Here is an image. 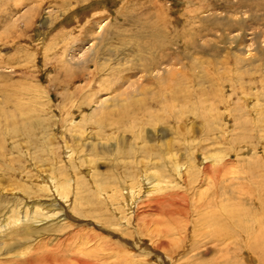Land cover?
<instances>
[{
    "label": "rangeland",
    "instance_id": "1",
    "mask_svg": "<svg viewBox=\"0 0 264 264\" xmlns=\"http://www.w3.org/2000/svg\"><path fill=\"white\" fill-rule=\"evenodd\" d=\"M162 25L168 33L159 32ZM166 85L174 104H160L157 89ZM167 104L169 117L163 113ZM128 105L130 114L123 116L130 118L122 125L136 119L134 111L145 118L136 119L131 129L116 130L121 108ZM151 112L165 118L152 122ZM167 144L191 165L220 155L224 164L237 166L234 181L242 195L264 202V0H0L1 210H22L24 203L15 204L9 195L20 193L44 211L53 200L56 210L48 214L61 210L72 219L70 207L61 209L55 197L37 189L38 172L66 181L90 170L95 184L113 185L125 173L123 165L143 158V149L159 155ZM65 150L72 151L70 158ZM128 153L136 157L126 158ZM161 173L175 178L168 169ZM235 187L232 183L229 189ZM78 188V219L133 238L129 227L113 229L89 183ZM186 188L179 181L173 186L178 193ZM204 188L195 187V197ZM152 218L157 216L148 221ZM53 221L36 227L27 244L53 249L76 237L83 261L146 264L137 250L103 231L97 235L89 226ZM138 234L149 232L139 229ZM17 240L3 237L0 248H22L25 243ZM143 241L140 248L146 249L150 241ZM179 245L183 252L174 264H245L233 245L189 236Z\"/></svg>",
    "mask_w": 264,
    "mask_h": 264
},
{
    "label": "bare ground",
    "instance_id": "2",
    "mask_svg": "<svg viewBox=\"0 0 264 264\" xmlns=\"http://www.w3.org/2000/svg\"><path fill=\"white\" fill-rule=\"evenodd\" d=\"M159 30L160 33L161 31H167L164 26ZM43 39L44 37L41 34L40 42ZM157 91L160 104L166 105L167 102L173 103L175 100L173 90H170L167 85L166 87L157 89ZM139 101L140 99L131 101L132 104L130 105H136ZM159 101L157 100L156 103L158 104ZM154 106L157 105L154 104ZM164 107V114L167 109L169 113L172 110L169 104ZM127 108H129V105L126 106V109L121 108V121H114L116 130L121 128L131 129L134 127L133 124L136 119L141 120L145 118V113L140 114L138 111H134L136 116L133 118L136 119L129 126L122 125V122L125 123L127 118H130V115L123 116V114H130L126 113ZM138 113L140 115L139 117L137 116ZM154 114L151 112L152 122L163 121L165 118ZM165 115L167 116V114ZM173 146L167 144L166 151L159 155H153L151 148H146V151L143 149L141 151L145 153L141 156L143 158L132 161V163L135 162L134 165L129 162L123 165L125 167V173L119 176L116 182L113 181V185L95 184L90 170L85 171L84 169H79L80 174L78 177H75L76 179L67 177L66 181L63 180L65 176H62L60 181L58 178L60 176L46 172H38L36 179L37 189L47 193L49 196L55 197V201L62 206L61 209L70 207L69 210H71L73 217L70 219L71 216L67 213H62L61 210L48 214L56 206L53 200H50L46 205L47 207H51L49 208L50 210L44 211L45 208L43 206L38 207L34 205V202L30 205L29 199H26L27 197L22 196L20 193L21 196L10 193L9 195L11 197L14 196L10 201L13 200L15 204L17 202L24 203V206L22 210L21 207L17 206L7 207L4 210L0 209V240L3 237L9 236L13 241L22 239L25 245L13 251L12 249H7L6 246L8 247V245L4 244L0 248V257H3L2 259L0 258V263L93 264L91 263L92 261L88 262L90 258H87V256H85L87 261L82 260V245L80 246V243L76 242V237L66 238V242L63 241L61 243L62 246L53 249L51 247V249H45L47 248L46 245L35 244L31 246L27 244L29 237L34 236V233L37 234L36 227L43 222L56 220L53 221L55 224H74L82 227L85 226V228L89 226V228H94L96 231H99V233H96L97 235L103 231L104 234L118 239L120 243H124L137 250L140 255L145 257L144 263L146 264H149L148 261L150 262L153 258H156L158 262L154 261L150 264H162V261L168 264H174L178 259L177 255L180 254L178 251L182 249L179 241L184 240L186 236H189L190 240L193 239L196 241L207 239L208 242H215L216 245L225 244L229 247L233 245L235 249L240 250L244 255L245 264H264V202L255 199L253 196H243L244 194L240 192V183L234 181L239 173L236 169L237 166L234 167V164H224L222 157L220 158V155L217 156L215 154L203 156L201 161L195 159L194 164L191 165L190 163L188 164L187 160H182V158L177 156V153L174 152L175 150H172ZM249 151L251 150L248 149L247 152ZM65 153L66 158L72 156L71 150H65ZM134 155L128 153L126 158L136 157ZM207 161H209L208 165H206ZM162 169L170 170V174L176 179H171L169 175L162 174ZM131 170L135 171V173ZM201 172L203 173V177L201 174L200 180H197L199 181L197 183L198 185H196L193 179ZM178 181L180 184L187 186L188 189L190 188V197L185 193L187 188L183 193H178L173 190V186ZM223 181H225L224 184L222 183ZM85 182L89 183L90 187L96 190L97 196L95 202L101 206H105V212H107V215L115 223L113 229H118L123 226L131 228V231L135 233L132 239L112 232V229L108 230L107 228L110 227H106L103 223L87 222V220L82 222L80 220L81 218L77 216L78 212L76 211L80 207V200L78 198L81 197L79 196L78 187L84 188ZM121 183L123 185L122 187L117 185ZM227 183L228 185H226ZM232 183L236 187L229 189ZM188 185L190 186L188 187ZM202 185L205 186L204 190H201L197 194L198 196L195 197V187ZM17 191L21 190L18 188ZM249 191H251L250 188H248L247 193H250ZM53 210H56V208ZM257 211H259V214ZM151 214L156 215L157 219L152 218L148 221ZM139 229L141 231L144 229L149 232L148 236L139 235ZM150 234L151 236H156L158 242H154ZM170 235H174V237L169 239L168 237ZM144 239L150 241L149 247H147L148 250L147 248H140ZM164 249H174L177 252L169 254ZM42 250L44 251L42 252Z\"/></svg>",
    "mask_w": 264,
    "mask_h": 264
}]
</instances>
